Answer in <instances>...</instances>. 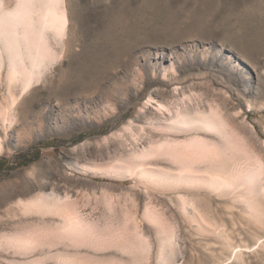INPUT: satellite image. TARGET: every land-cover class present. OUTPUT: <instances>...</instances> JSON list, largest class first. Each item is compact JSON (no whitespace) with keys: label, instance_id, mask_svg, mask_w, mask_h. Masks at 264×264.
<instances>
[{"label":"rangeland","instance_id":"1","mask_svg":"<svg viewBox=\"0 0 264 264\" xmlns=\"http://www.w3.org/2000/svg\"><path fill=\"white\" fill-rule=\"evenodd\" d=\"M45 3L0 0L30 9L15 73L0 34V242L24 215L27 264H264V0H63L60 32Z\"/></svg>","mask_w":264,"mask_h":264},{"label":"bare ground","instance_id":"2","mask_svg":"<svg viewBox=\"0 0 264 264\" xmlns=\"http://www.w3.org/2000/svg\"><path fill=\"white\" fill-rule=\"evenodd\" d=\"M19 1L22 5L23 4L26 5V0H19ZM62 3H63V0H46V3L44 4L45 8L43 10V20H42V25H41L42 31L46 29L47 27H53L56 29V32H60L62 28L65 26L66 14H65V9L61 7ZM28 10H30L28 7L24 8V6H22L21 8L9 10V11H6L0 14V34L2 33L4 36L2 47L4 51V58L7 60L9 67H10L9 69L10 73L17 72V70H15V64L13 63V58L11 55V39L13 35L15 36L16 34V31H15L16 25H18L22 20L26 22L27 20L26 17L28 16ZM97 36L100 37L101 34L99 35V33H97ZM111 36H112L111 41L114 40V42H119V40L121 39L119 37V33H114L113 31L111 35L107 34L105 37L108 43H109V39ZM37 47L39 48V45ZM99 53H101V51L95 48V50L92 53L88 54L89 56H93L92 58H94V63L89 68L90 74L92 77V82L98 81L100 74H101L100 68L98 67L97 62L95 61V58L99 57ZM35 60L33 62H35ZM84 70H85L84 67H79L77 69L78 73L80 74L83 73ZM31 73L32 71L31 72L29 71L26 75V79L24 81V86H23L24 89H27L32 82L33 74ZM254 91L257 92L256 90ZM218 115L219 114L216 113L215 116H207V117L205 116V118L199 117V118H196L195 120H194L195 117L190 119L189 116L187 117L186 115H183L182 119L179 120V122L187 123L190 125L191 122L194 123V121H197L199 122V124L203 125L202 127H209L211 129L214 128V129L220 130V126L222 124V117ZM194 128H199V127H194ZM0 140H1V137H0ZM183 144L189 145V143H183ZM164 145L170 147L172 143L169 139H163L162 141H159V145H157V149L158 148L162 149ZM0 146H1V143H0ZM7 193L8 194L6 195L4 194V197L2 200L3 203L7 202L8 199L11 197V194L9 192ZM52 194L53 193L49 195L42 193L30 199V201L24 203L23 212L29 213L33 210V207H34L35 212L42 213L44 212L45 208H49L50 206L51 207L56 206L57 205L56 202H60V200H62L61 198L63 197L60 196L58 197L56 201H53L49 199V196H52ZM50 198L54 199L53 196ZM26 220L27 219L23 215L22 218L18 220V224H19L18 228L21 229V231L19 230V232H16L14 237L12 236L11 239L5 240L4 243L0 242V246L4 248L5 250H7L10 254L19 255L18 256L19 259L16 261V259H11L12 257L10 258L9 256H7V254L1 253L0 255H3L4 257H6L7 258L6 260H8L10 264H27L25 257L30 250L32 233L29 230L30 228H29V225H27L28 223ZM2 224H0V227ZM82 224L83 223L79 219L75 220V226H82Z\"/></svg>","mask_w":264,"mask_h":264},{"label":"trees","instance_id":"3","mask_svg":"<svg viewBox=\"0 0 264 264\" xmlns=\"http://www.w3.org/2000/svg\"><path fill=\"white\" fill-rule=\"evenodd\" d=\"M24 163H26V162H24Z\"/></svg>","mask_w":264,"mask_h":264}]
</instances>
